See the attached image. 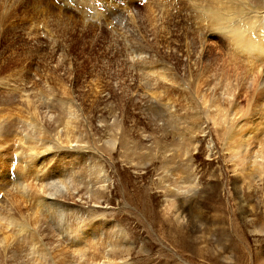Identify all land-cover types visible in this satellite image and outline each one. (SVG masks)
Returning a JSON list of instances; mask_svg holds the SVG:
<instances>
[{
  "label": "rangeland",
  "instance_id": "374dc122",
  "mask_svg": "<svg viewBox=\"0 0 264 264\" xmlns=\"http://www.w3.org/2000/svg\"><path fill=\"white\" fill-rule=\"evenodd\" d=\"M232 1L241 15L216 28L201 13L209 0H0V213L37 239L10 224L0 264H107L105 237L125 242L115 225L127 264H264V64L227 34L263 17L264 0ZM146 51L158 56L139 66L158 73L132 65ZM56 221L81 224L87 242L70 245L78 234L62 239Z\"/></svg>",
  "mask_w": 264,
  "mask_h": 264
},
{
  "label": "bare ground",
  "instance_id": "6f19581e",
  "mask_svg": "<svg viewBox=\"0 0 264 264\" xmlns=\"http://www.w3.org/2000/svg\"><path fill=\"white\" fill-rule=\"evenodd\" d=\"M210 1V3H211V5H206L205 7L204 6H202L203 8H202V11H201V13H203L204 14V18H206L207 20H208V22H209V24L211 23V24H214V25H216V28H220V27H222V26H220L221 24H223V23H225V22H227L230 18V20L231 21H233L232 19H233V17H228V15L229 16H232L231 14H236V15H241V6L240 7H238L237 9L235 8L236 7V5H234V1H232V0H227V2L225 1V0H209ZM196 2V1H195ZM204 2V1H203ZM241 2H243V3H247V2H249V3H254V4H258V3H261V0H241ZM242 3V4H243ZM202 4V3H201ZM264 4V3H263ZM205 5V4H204ZM244 5V4H243ZM153 6H155V4H153ZM157 6V5H156ZM159 6V5H158ZM198 6H200V5H198ZM247 6V5H246ZM245 6V7H246ZM257 6H259L260 8H262L260 5H257ZM161 8V7H160ZM238 9L240 10V11H238ZM62 10V9H61ZM155 10H157L156 8H155ZM63 11V10H62ZM256 11H258V10H256ZM259 11H262V15L264 14V5H263V8L262 9H260ZM157 12V11H156ZM163 12V11H162ZM160 13V12H159ZM137 14V13H136ZM158 14V13H157ZM249 14V13H248ZM154 15H155V12H154ZM159 15V14H158ZM165 15V14H164ZM93 16V15H92ZM131 16V15H130ZM259 16V15H258ZM239 17V16H238ZM237 16H235V18L237 19V21H240L241 23H242V19H239ZM241 17V16H240ZM135 18H136V16L135 17H131V21L130 22H135L136 20H135ZM104 19V18H103ZM141 19V18H140ZM150 19V18H149ZM102 20V19H101ZM135 20V21H134ZM255 20V22H257L258 23V25H259V27H258V29H252L251 30V22H253ZM110 21V20H109ZM90 22V21H89ZM93 22V21H92ZM104 23V22H103ZM120 23V22H119ZM136 24V23H135ZM134 24V25H135ZM139 24V23H138ZM155 24V23H154ZM141 26H143L142 24H140ZM225 25H226V23H225ZM232 25V29H231V31L230 32H227V34H229V36H228V40H229V42L233 45V48L235 49V51H237V52H240V54L242 55V53L244 54V55H247V56H249V57H251V58H257L261 63H263L264 64V16L263 17H255V18H252V19H248L246 22H244L243 24H239V26L238 25H236V24H231ZM135 26H137V25H135ZM224 26V25H223ZM123 27V26H122ZM127 27V26H126ZM132 27H133V25H132ZM139 27V26H138ZM137 27V28H138ZM153 27H155V26H153ZM170 27V26H169ZM87 28V27H86ZM125 28V27H124ZM141 27H139V29H140ZM148 28V27H147ZM159 27H157V29H158ZM165 28V27H164ZM223 28V27H222ZM57 29V28H56ZM126 29V31L125 32H127L128 34L129 33H131V32H133V31H129V30H131V29H129V27H127V28H125ZM129 29V30H128ZM136 29V28H135ZM139 29H137L138 31H134V33L136 32V33H138V34H140L139 32ZM156 29V28H155ZM180 29V28H179ZM229 29V28H228ZM121 30V29H120ZM123 30V29H122ZM219 30V29H218ZM222 30V29H221ZM225 30V29H224ZM251 30V31H250ZM119 31V30H118ZM227 31V30H226ZM225 31V32H226ZM248 31H250V32H248ZM119 32H122V31H119ZM151 32V31H150ZM181 32V31H180ZM133 33V34H134ZM135 33V34H136ZM134 34V35H135ZM214 34V33H213ZM219 34H221V33H219ZM127 35V34H126ZM134 35H132V36H134ZM221 35H224L223 33L221 34ZM220 35V36H221ZM127 36H129V35H127ZM136 36V35H135ZM227 36V35H226ZM225 36V37H226ZM138 37V36H137ZM142 37V36H141ZM139 38V37H138ZM138 38L135 40V41H137L138 40ZM147 38V37H146ZM160 38V37H159ZM126 39H129V38H126ZM131 39H133V38H130V40ZM141 39V38H140ZM158 40V39H157ZM126 41V40H125ZM141 41H143V39H141ZM145 42H146V40H144ZM138 42V41H137ZM157 42V41H156ZM134 43H136V42H134ZM138 43H140V42H138ZM157 44V43H156ZM137 45V44H136ZM145 45V44H144ZM131 46H132V44H131ZM139 46V45H138ZM142 46V45H141ZM134 51V50H133ZM116 52V51H115ZM151 52V51H150ZM150 52H144V53H142L141 55H137V61L136 62H134V63H132V65H134V66H136V67H139L140 69H139V71H140V73H142V74H145V75H147L148 74V72L150 71L151 73H158L157 71H154L153 72V70H151L152 68H147V70H149V71H144L145 70V68H144V66H139V64L140 63H142L144 60H146L147 58H148V55H150V57L149 58H151V61H150V63L149 64H146L147 66L148 65H150V64H152L153 62H154V57L155 56H158V55H155V53H150ZM129 54V53H128ZM187 54V53H186ZM243 56V55H242ZM134 55H132V54H130V59L129 60H131V61H133L134 60ZM189 57V56H188ZM248 57V58H249ZM156 58H158V57H156ZM160 58V57H159ZM187 59V58H186ZM148 63V62H147ZM174 72V70L172 69V68H170V75H171V79L172 78H174V76L172 75V74H174L173 73ZM183 72V71H182ZM193 72V71H192ZM165 75L167 76L168 74L167 73H164V72H161L160 73V75L158 74V76L160 77V78H163L164 80L166 79L165 78ZM168 77V76H167ZM170 79V80H171ZM177 81V80H176ZM186 86V85H185ZM193 86V85H192ZM184 88V87H183ZM182 88V89H183ZM181 90V89H180ZM230 96V95H229ZM71 105V104H70ZM78 105V104H77ZM227 110V109H226ZM73 111V110H72ZM31 113H33V111L31 112ZM73 114H75V113H73ZM102 114V113H101ZM226 115V114H225ZM34 116V115H33ZM74 116V115H73ZM75 117V116H74ZM40 118V117H39ZM77 118H78V116H77ZM36 119H37V121H36ZM35 119V121H34V123H35V126H37V122H38V120H40V119H38V118H36ZM80 121V120H79ZM41 122V121H40ZM68 122V121H67ZM76 122V121H75ZM82 122V121H81ZM29 123V122H28ZM43 123V122H42ZM77 123V122H76ZM79 124V123H78ZM102 124V123H101ZM108 124V123H107ZM119 124V123H118ZM34 125V124H33ZM69 125V124H68ZM88 125V124H87ZM104 125V124H103ZM82 126V125H81ZM114 126V125H113ZM38 127V126H37ZM41 127V126H40ZM90 127V126H89ZM106 127H107V125H106ZM115 127V126H114ZM103 128V127H102ZM42 129H44V128H42ZM41 129V130H42ZM80 129V128H79ZM72 130H74V129H72ZM88 130H89V128H88ZM31 131V130H30ZM43 131V130H42ZM81 132H83V131H81ZM128 132V131H127ZM78 133V132H77ZM43 134H45V133H42L41 135H42V137L44 136ZM79 134V133H78ZM88 134V133H87ZM38 135H40V134H38ZM81 135H82V133H81ZM24 136V135H23ZM78 136V135H77ZM50 137V136H49ZM51 137H53V136H51ZM69 137V136H68ZM33 138V137H32ZM38 138H41V137H38ZM112 139V138H111ZM27 140V139H26ZM38 141H39V139H38ZM63 141V140H62ZM85 141H86V139H85ZM25 143H29V149L31 150V151H35V149H37L38 148V146H37V144L36 143H34V141H33V139L31 140V141H25L24 142V144ZM52 143V142H51ZM115 144H117V141L115 140L114 142H113V144L112 145H115ZM4 145H0V149L3 147ZM100 154V153H99ZM34 156V154L33 153H29V155H28V157H33ZM98 158V157H97ZM96 158V159H97ZM89 159V158H88ZM47 161H48V159H46ZM98 160H100V159H98ZM17 161H19V163H18V168H19V170L20 171H22V172H24V170L28 173H30L31 171H32V169H31V167L33 166V164L32 163H30V160H23L22 158L20 159V158H17ZM12 165V164H11ZM93 165V164H92ZM100 165V164H99ZM99 165H97L98 167H99ZM105 165V164H104ZM35 166V165H34ZM45 166H47V165H45ZM94 166V165H93ZM101 166H103V165H101ZM8 169H10V168H8ZM43 169V168H42ZM41 169V170H42ZM72 169V168H71ZM68 170V169H67ZM73 170V169H72ZM45 171L46 170H43L42 172L45 174ZM102 171H103V169L101 168L100 169V174L98 175V177H97V179H100V181L99 182H102V184H100L99 186H97L96 185V188L94 189V190H97L98 192H101L102 191V189H99L100 187H103V193H105V189L104 188H107L108 186H107V184H108V176H106V175H104L105 173H103V174H101L102 173ZM17 172H18V170H17ZM48 172V171H47ZM65 172V171H64ZM98 172V171H97ZM96 172V173H97ZM0 173H2V172H0ZM6 173V172H5ZM37 173H40L39 171H37ZM60 173V172H59ZM70 173H74L73 171H71ZM61 174V173H60ZM64 174H66V172L64 173ZM9 175H10V173H9ZM9 175H6V176H4V172L2 173V174H0V182L2 183V185H6V183H7V177L9 176ZM17 175V179H13V182H14V185H16V183L18 182V188H22V187H24L23 185H24V179H22L24 176L22 175L21 176V174L20 173H16L15 174V176ZM49 175H50V173H49ZM49 175H47V176H49ZM66 175H68V174H66ZM73 176V175H72ZM41 177H42V175H41ZM53 177V176H52ZM73 177H75V176H73ZM81 177H83V176H81ZM88 177V176H87ZM16 178V177H15ZM49 178H51V176H49ZM94 178H95V176H94ZM48 179V178H47ZM73 179H76V178H73ZM73 179H71V180H73ZM82 179V178H81ZM110 179V178H109ZM70 180V181H71ZM83 180V179H82ZM85 180V179H84ZM87 180V179H86ZM90 180V179H89ZM93 180H95V179H92V181ZM36 181H38V180H36ZM87 182V181H86ZM98 182V183H99ZM90 183V182H89ZM95 183V182H94ZM98 183H96V184H98ZM77 184V183H76ZM86 184V183H85ZM92 184V183H91ZM1 185V186H2ZM32 185V184H31ZM33 186V185H32ZM50 186L51 185H48L47 186V188H50ZM57 191L56 192H58V191H60L59 190V188L60 189H66V187L67 186H65L64 185V180H59L58 182H57ZM25 187H26V185H25ZM30 189V188H29ZM70 189V188H69ZM42 190V189H41ZM75 191H76V188L74 189ZM77 192H78V190H77ZM82 193V192H81ZM55 194L56 193H53V196L52 197H55ZM75 194V193H74ZM97 195V194H96ZM13 196V195H12ZM21 196V195H20ZM80 196V195H79ZM93 196V195H92ZM28 197V196H27ZM30 197V196H29ZM75 197V196H74ZM82 198H83V196H81ZM87 197V195L85 196V198ZM34 198V197H33ZM32 198V199H33ZM47 199V198H46ZM53 199V198H52ZM89 199V198H88ZM102 199H106L107 200V197H104V196H100V194H99V198H98V201L96 202V200H95V202L94 201H92V202H94V203H100L101 202V200ZM26 200V199H25ZM42 201H43V199H41ZM50 200V199H49ZM59 200V199H58ZM85 200H87V199H85ZM52 201V200H51ZM61 203V202H60ZM89 203V206H91L90 204H92V203H90V202H88ZM87 203V204H88ZM11 204V203H10ZM39 204V203H38ZM42 204H43V202H42ZM42 204H41V206L40 207H43L42 206ZM49 204V203H48ZM48 204H46L47 206H49ZM65 204V203H64ZM70 205H71V203H70ZM76 205V204H75ZM74 205V206H75ZM16 206V205H15ZM45 206V205H44ZM77 206V205H76ZM89 206H87L88 208H89ZM37 207H39V206H37ZM51 207V206H50ZM82 206H80V208H81ZM85 207V206H84ZM83 207V208H84ZM65 208V207H64ZM68 208V207H67ZM76 208V207H75ZM79 208V209H80ZM82 208V209H83ZM86 208V207H85ZM77 209H78V207H77ZM79 209H78V211H79ZM87 210V209H86ZM67 211V210H66ZM69 211V210H68ZM81 211V210H80ZM91 211V210H90ZM15 212H17L16 210H15ZM14 212V213H15ZM71 212V211H70ZM88 212V211H87ZM92 212V211H91ZM82 213H84V212H82ZM82 213H80V214H82ZM93 213V212H92ZM97 213V212H96ZM63 215H64V213H62ZM72 214V213H71ZM15 215H16V213H15ZM15 215L12 213V212H9L8 214H4V213H0V247H3V245H7V247H10V243H5V242H7V238L5 237V236H2V234H3V229H7L8 230V228H9V226H10V224H13V225H15L16 227H17V229H18V234L19 233H21V232H24V233H26V235L28 236V238L30 239H36V236L34 235V232H32V231H30L29 230V233H27V232H25V231H27V226H30L29 225V223H28V220L26 219V218H24V222L23 221H19V220H17V219H15V218H17V217H15ZM85 215V214H84ZM96 215V214H95ZM75 217H79V215L78 216H76L75 215ZM85 216H81V218H84ZM87 218V217H86ZM57 219V218H56ZM103 219V218H102ZM57 220H59V219H57ZM92 220V219H91ZM62 221H64V220H62ZM76 221H78L79 222V219L78 220H76ZM86 221V220H85ZM57 222V221H56ZM84 222V221H83ZM59 223H61V222H59ZM58 222L57 223H55V224H59ZM64 223V222H63ZM65 223L67 224V222L65 221ZM81 223V222H80ZM89 223V222H88ZM7 225V227L5 226V225ZM33 223H31V225H32ZM41 225H42V223H41ZM60 225V224H59ZM58 225V226H59ZM61 226V228H60V230H59V233L60 234H63V235H65V237H62V239H64V238H66V240H69L71 237H67V235H72L73 233H75L76 235L78 234V238H73L74 240L71 242V241H69L70 242V245L72 244V245H75V246H78L77 245V241H78V243L79 244H81V243H83V242H87L86 241V239H85V235L87 234H85V231H84V233L82 232V230H84V229H82V227L80 228V226H81V224L80 225H77L76 227H67L66 226V232H65V230H64V228H62V225H60ZM59 226V227H60ZM97 226V225H96ZM116 226V230H117V236H115V239L116 240H118L119 238H121L122 239V237L125 239V242L123 241L122 242V244H120L118 241V243H116L115 242V240H113L114 242H112V241H110V240H108V238L106 239V237H111V233L109 234L110 236H106L105 237V245H104V248H103V250H104V257L105 258H108L107 260V264H114L113 263V257L114 256H117V257H119L120 258V260L123 262V264H127L128 262H129V251H130V245H131V243H130V240H127L126 239V237H125V235H126V233L124 234L123 233V230H118L117 228H119L117 225H115ZM13 227V226H12ZM14 228V227H13ZM88 228V227H87ZM29 229V228H28ZM31 229V228H30ZM94 230V229H93ZM113 230V229H112ZM16 231V230H15ZM76 231H79L80 232V234L78 233V232H76ZM98 231H99V229H98ZM125 231V230H124ZM10 232V231H9ZM82 232V233H81ZM90 232V231H89ZM113 232V231H112ZM98 233V232H97ZM100 234V233H99ZM113 234V233H112ZM103 235V234H102ZM115 235V234H114ZM61 236V235H60ZM98 236V235H97ZM87 237H89V234H88V236ZM92 237H94V236H92ZM95 237H96V234H95ZM99 237H100V235H99ZM98 237V238H99ZM104 237V236H103ZM97 238V237H96ZM97 238V239H98ZM113 238V237H112ZM40 239V238H39ZM91 239V238H90ZM102 239V238H101ZM111 239V238H110ZM25 240V239H24ZM37 240V239H36ZM123 240V239H122ZM94 241V240H93ZM98 242L100 241L99 239L97 240ZM119 241H120V239H119ZM14 242V241H13ZM27 242V241H26ZM42 242V241H41ZM92 242V241H91ZM101 242V241H100ZM104 242V241H103ZM38 243V242H37ZM45 243V242H44ZM5 245V246H6ZM18 245V244H17ZM39 245V244H38ZM46 245V244H45ZM69 245V246H70ZM97 245H101L100 243H97L96 244V246ZM117 247V252L116 251H113V250H115L114 249V247ZM13 248H14V246H12ZM53 247V246H52ZM71 247V246H70ZM97 247H99V246H97ZM21 248V247H20ZM35 248V247H34ZM47 248V247H46ZM15 249V248H14ZM37 249V248H36ZM48 249V248H47ZM72 249H74V248H72ZM44 250V249H43ZM77 250H79V247H78V249ZM76 250V251H77ZM36 251V250H35ZM73 251V250H72ZM82 251V250H81ZM44 252H48V251H44ZM74 252V251H73ZM41 253V252H40ZM55 253V252H54ZM75 253V252H74ZM78 253H81V252H78ZM15 254V253H14ZM42 254V253H41ZM45 253H43V255H44ZM57 254V253H56ZM82 254V253H81ZM81 254H79V255H81ZM46 255V254H45ZM72 255V257H73V255H75V254H71ZM76 255H78V254H76ZM58 257H60V255H58ZM61 257H63V256H61ZM53 258L55 259V256H53ZM75 258H78V260H79V262H81L80 261V257H75ZM80 258V259H79ZM53 259V260H54ZM58 259L59 258H56V263L57 264H63V260H61V259H59V261L61 262H58ZM72 259H74V258H72ZM46 260V259H45ZM55 261V260H54ZM73 261V260H72ZM46 262H48V261H46ZM51 262H52V259H51ZM51 262H48V264H51ZM54 263V262H53ZM41 264V263H40ZM43 264V263H42ZM55 264V263H54ZM74 264V263H73Z\"/></svg>",
  "mask_w": 264,
  "mask_h": 264
}]
</instances>
